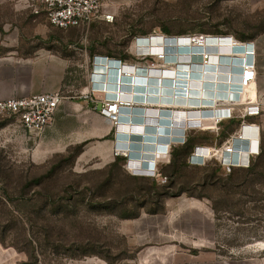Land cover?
<instances>
[{
  "label": "rangeland",
  "instance_id": "374dc122",
  "mask_svg": "<svg viewBox=\"0 0 264 264\" xmlns=\"http://www.w3.org/2000/svg\"><path fill=\"white\" fill-rule=\"evenodd\" d=\"M262 31L264 0H134L114 23L59 29L74 64L90 73L97 55L148 66L151 57L131 50L139 36ZM58 114L38 137L0 114V264H177L190 251L215 254V264H264V154L246 167L213 157L175 171L161 165L158 179L134 176L115 151L85 154L81 111Z\"/></svg>",
  "mask_w": 264,
  "mask_h": 264
},
{
  "label": "crops",
  "instance_id": "0c3cea01",
  "mask_svg": "<svg viewBox=\"0 0 264 264\" xmlns=\"http://www.w3.org/2000/svg\"><path fill=\"white\" fill-rule=\"evenodd\" d=\"M133 1L114 0L119 7L118 15L125 5ZM63 40L59 28L49 23L46 13L36 14L33 8L28 6L27 0H0V99L12 95L22 96L60 90L67 96L73 97L67 100L61 108L63 107L64 112L71 111L73 108L82 112L81 119L85 129L81 131L77 141H89L85 154L108 159L113 156L118 147L123 151V154L119 156L125 158L126 166L129 164L138 168L137 170H146L159 169V166L165 167L171 163L160 162L159 158L170 145L173 149V147L184 144L178 136L186 135V140L193 138L195 149L197 147L208 149L225 144L232 136L241 132L244 139L236 140L234 145L237 151L232 155H227V159L231 158L234 161L243 159V156L251 159L254 156L251 154L254 151L252 148L261 149L264 146V32L253 40L256 47L255 58L258 72L254 93L260 106V113L243 116L236 111L233 117L221 121L217 129H202L196 126V124H201V126H213L214 124L210 120L213 106L207 107L200 104L202 98L208 95L205 90L199 88L201 82L196 79L184 83L192 87L191 95L187 88L177 89V93L183 95L179 99L182 102L194 103L193 106L184 104L177 107L166 104L164 101L173 100L172 92L166 88L163 90V97L159 98L158 93L151 98V103L136 102L135 106L123 109L121 124L118 128L114 127L101 115L100 108L95 109L91 106L92 103L80 97V93L91 86V70L89 66L84 67L86 69L83 70L82 66L74 64L73 53L66 49V45L62 46ZM64 41L66 43V39ZM241 56V54L238 55L239 58L234 60V64H232L233 59H229V63L222 62L218 71L212 73L214 78L222 79L221 82L219 81L218 92L215 93L214 100L222 92L229 93L231 90V94L236 92L235 90L240 86L241 69L240 64L236 62H240ZM168 59L171 60V57ZM213 61H217V58L214 57ZM186 67L189 66L186 65ZM161 72L163 73V71H152L156 74H161ZM164 73L168 74L169 70L167 69ZM201 73L202 71L197 70L195 63L194 76H201ZM204 74L209 77L210 73L205 72ZM232 77L237 82L228 81ZM137 80L146 81L147 79L137 78ZM97 83L98 81L96 85H100ZM113 86L117 88L116 84ZM122 90L126 96L134 98L135 95L130 91L131 86L124 87ZM187 93H189L188 96ZM107 94L115 97L117 91ZM160 99L165 104H160ZM58 113L55 121L57 118L58 121L62 119ZM207 118L210 119L203 120ZM185 123L189 125L187 131L183 129ZM202 136L208 138L202 139ZM96 142H98V149L103 150L96 151L97 147L94 146ZM157 150L160 151L159 155L156 154ZM191 165L198 166L190 163L189 167H192ZM187 255L193 256V259ZM215 256L208 251L196 255L190 251V254H185L183 258H177V264H197V262L206 260L213 262ZM213 263L215 264L216 261Z\"/></svg>",
  "mask_w": 264,
  "mask_h": 264
},
{
  "label": "built area",
  "instance_id": "2783aa9c",
  "mask_svg": "<svg viewBox=\"0 0 264 264\" xmlns=\"http://www.w3.org/2000/svg\"><path fill=\"white\" fill-rule=\"evenodd\" d=\"M28 6L32 7L36 14L45 12L49 23L57 28L68 30L73 27L83 28L85 31H89L94 23H114L117 20L119 7L114 0H27ZM206 41L214 39L224 40L230 39V44L234 42L241 43L243 46V52L240 54V83L242 84L243 90L239 98H232L229 100H220L213 105V114L211 120L214 123L212 129H217V125L226 118H231L236 111H239L243 116L248 114L255 115L260 113V106L255 96L254 90L257 82L258 72L256 63V47L255 41H242L234 37L233 35H205ZM150 37H159L157 34H150L147 36L137 37L132 45L131 50L136 59L144 60L147 57H151L153 61L148 65H144L149 68V71H163L171 60L168 59V55L165 53L163 48L164 41L160 43V50L154 52L150 51L147 54H143L139 49L143 46L140 44V40L149 39ZM203 39V35L199 36ZM198 37V38H199ZM197 38V39H198ZM196 39V40H197ZM193 41H195L193 39ZM72 47V46H71ZM201 54L203 63L213 62L214 53L210 51L205 45H201ZM234 60L238 59V55ZM109 61H115L114 66H110V69L123 74L127 78L133 79V74L138 65H131L123 58L111 57L104 55ZM251 57V58H250ZM250 58V59H249ZM190 59V57L188 58ZM187 60V59H186ZM93 70L91 73L90 81L91 86L80 93V97L89 101L94 105L95 109L100 108L101 115L106 119L108 123L118 128L122 121L123 109L132 107L135 105L133 98L126 96L123 90H116L117 97L108 96V91L103 88L96 86L95 74L97 73V65L99 64L98 55L93 60ZM162 73V72H161ZM73 97L67 96L63 91L54 92H41V93H30L22 96L12 95L11 97L0 99V114L13 116L18 119L21 127L33 137L42 135L49 127L52 126L55 121L56 114L60 110L61 106L69 99ZM228 113L226 114V111ZM196 126L203 127L201 124ZM189 125L185 123L184 130L187 131ZM181 143L186 142V135L178 136ZM244 135L240 132L235 134L229 139L228 142L219 146L208 148V155H203L201 151L204 148L197 147L190 157V163L200 165L195 160V155L202 154L204 156V165L208 159L213 157L219 159L226 167L232 169L233 167H246L250 164V159L246 166L242 162L243 159L234 161L233 159H227L226 155L234 154L236 140H243ZM260 153L259 147L254 150L251 154L258 155ZM123 154L120 148L115 149V155L119 156ZM172 147L171 145L165 151L163 156L159 158V161L164 163L171 162ZM128 169L133 175L142 174L154 179L160 177V172L156 168H149L143 170H137L138 168L132 167L128 164Z\"/></svg>",
  "mask_w": 264,
  "mask_h": 264
},
{
  "label": "bare ground",
  "instance_id": "6f19581e",
  "mask_svg": "<svg viewBox=\"0 0 264 264\" xmlns=\"http://www.w3.org/2000/svg\"><path fill=\"white\" fill-rule=\"evenodd\" d=\"M163 40H164V43H163L164 51L169 57H171V62L168 65L169 67L168 66L166 67L169 70L168 74L165 75V73H161L158 79V76L155 75L154 73L152 74L149 71L148 67L144 65H138L133 74L134 80L130 81V79L125 77L123 74H119L113 69H110V66H114L115 61H109L106 57H103L104 55H98L99 64L97 65V73L95 74V76L97 75L98 77L97 78L95 77V79H96V82L98 81L100 83V85H96V86L99 88L105 89L110 94L115 93L116 90H122L124 89V87L131 86V90H130L132 92L131 94L135 95L133 98L134 101L142 102V103L143 102L151 103L152 101L151 98L153 96H156L158 93H159V98L163 97L162 96L163 90L168 88L172 92L173 100L164 101V102L166 104H170L172 106H177V107L180 105H184V104L186 106L194 105V103L182 102L181 99H179V97H183V95L182 94L179 95L177 93L178 92L177 89L181 87V88L189 89L190 91L189 93L191 95L192 87L187 86L184 83L190 82L194 79L199 80L201 82L200 84L201 87L199 88H201V90L203 91L205 90L208 95L202 98L200 102L201 105H204L207 107L213 106L217 101L229 100L232 98H239L242 96L240 92L243 90V87L239 81L240 86H238V89L235 90L236 92L232 94H231L232 90L229 93L222 92L221 95L217 94L218 96H216V99L214 100L213 99L214 95L216 92H218L217 90L219 86V81L221 82L222 79L214 78L213 76L214 74H212L218 71L217 69L219 68V65L222 64V62L229 63V59H233L232 64H234V58L236 57V54H240L241 52H243L244 48L241 43H238L235 41L233 45H229L231 40L228 38L221 40V41L214 39L208 42L206 41V37H204V39H200L199 37L197 40H195L196 42L191 41L190 39L179 40L177 38L174 39V38H168V37L164 38ZM161 41H162V38L160 36L153 37V38L150 37L149 39L140 40L139 43L146 45V46L141 47L139 50L141 52H150L151 50L156 52L160 50ZM186 41H189V42H186ZM201 45H205L210 51H212L215 54L214 57L217 58V61L203 63L202 54L200 52ZM189 57L190 59L186 60ZM195 63L197 65V70L202 71L201 76H194V64ZM215 63H217L218 65H216ZM179 65H182V66L179 67ZM186 65H188L189 67H186ZM199 65H203L202 68L201 67L199 68ZM205 72L210 73L209 77L205 76L204 74ZM196 73L198 74V72ZM137 78H146L147 80L146 81L137 80ZM228 81H231L234 83L237 82V80H233V77L230 78V80ZM101 84L105 85V87L102 86ZM114 84L117 85V88L113 86ZM208 92H210V94H208ZM189 93H187V96ZM212 93L213 95H211ZM111 97H114V96H111ZM116 97L117 96H115L114 98ZM159 103L160 104L162 103V99L159 100ZM165 103H162V104H165ZM209 119L210 118L203 119V120H209ZM202 126H203V129H212L213 127V126H208V125H202ZM252 149L256 150L257 148H252ZM201 153L203 155L204 154L208 155L211 152H209V150L205 148L201 151ZM156 154L159 155L160 151H158ZM202 154L195 155V160H197L199 164H200V161L204 160V156ZM226 158H227V155H226ZM242 162L245 164L244 166H246V164L248 163L247 156H243ZM142 167L144 168V166Z\"/></svg>",
  "mask_w": 264,
  "mask_h": 264
},
{
  "label": "trees",
  "instance_id": "16d2710c",
  "mask_svg": "<svg viewBox=\"0 0 264 264\" xmlns=\"http://www.w3.org/2000/svg\"><path fill=\"white\" fill-rule=\"evenodd\" d=\"M95 24H97V23H94L93 25H95ZM61 30H63V29H61ZM263 32L264 31H262L261 33L257 34L254 37H241V38H237L236 37V38L239 39V40H242V41H253L257 36H259ZM224 35H230V34H224ZM203 138H208V137L207 136H202V139ZM194 150H195V144H194V139L193 138H191V139L187 138L186 142L182 146L173 147L171 163L168 166H165V169L166 170L175 171L179 167H184L185 164L189 166V161H186V160H189V158L191 157V155L194 152ZM262 154H264V146L261 147L260 153L258 155H256L255 158L256 157H260ZM118 160L119 161H121V160L125 161V158L119 156ZM183 161H186V163H183ZM233 168H236V167H233ZM245 169H247V168H245ZM165 174L168 177L172 176V173H165ZM169 187H170V185H169Z\"/></svg>",
  "mask_w": 264,
  "mask_h": 264
},
{
  "label": "water",
  "instance_id": "95a60500",
  "mask_svg": "<svg viewBox=\"0 0 264 264\" xmlns=\"http://www.w3.org/2000/svg\"><path fill=\"white\" fill-rule=\"evenodd\" d=\"M91 106H93V107H94V105H93V104H91Z\"/></svg>",
  "mask_w": 264,
  "mask_h": 264
}]
</instances>
